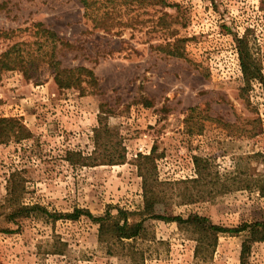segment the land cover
Masks as SVG:
<instances>
[{
  "label": "rangeland",
  "instance_id": "374dc122",
  "mask_svg": "<svg viewBox=\"0 0 264 264\" xmlns=\"http://www.w3.org/2000/svg\"><path fill=\"white\" fill-rule=\"evenodd\" d=\"M165 1L88 0L90 18L80 0H0V53L36 41L42 23L77 47L56 51L62 67L98 80L59 89L44 62L29 79L0 72V117L30 132L0 143V264H132L107 254L88 216L63 215L139 213L142 175L164 217L264 221V83H246L239 56L247 45L264 78V0ZM176 39L183 57L166 52ZM35 205L61 216L21 210ZM145 227L144 264H242L244 234L220 233L196 256L188 228ZM246 264H264V241Z\"/></svg>",
  "mask_w": 264,
  "mask_h": 264
},
{
  "label": "trees",
  "instance_id": "16d2710c",
  "mask_svg": "<svg viewBox=\"0 0 264 264\" xmlns=\"http://www.w3.org/2000/svg\"><path fill=\"white\" fill-rule=\"evenodd\" d=\"M85 8L86 17L91 18L88 12V0H80ZM164 5L168 3L163 0ZM93 18V17H92ZM95 22V19H93ZM99 26V23H94ZM36 35L39 37L34 42H18L10 46L6 51L0 53V72L13 69L21 70L26 78H30L29 72L36 70L42 62L50 65L54 72V81L59 89L80 88L83 83L92 86L98 85L96 74L92 68L86 66L77 67H62V62L57 59L56 51L62 48L76 49L75 45L62 39L55 31L43 26L42 23L34 25ZM105 31H110L109 27H102ZM117 34H120L117 32ZM185 39H176L173 43H169L166 52L170 56L183 57L184 51L180 47ZM242 43L241 41H238ZM36 46V48H33ZM49 47V48H48ZM246 51L240 49V63L242 73L248 85L252 82L264 83V78L261 74L258 58L255 53L249 51L248 46L244 45ZM38 50H41L38 52ZM26 139L30 137V132L24 127L17 118L0 117V143H5L11 138ZM199 159L196 157V162ZM144 188V206L139 212H130L124 209H117V214L108 210L103 216L94 217L89 211L76 209L73 213L63 215L64 218L78 219L81 215L88 216L93 222L99 225L98 240L105 245L107 254L121 255L130 260L132 264H144L145 255L137 249L135 241L141 238L145 233V222L148 219H162L176 222L180 227L188 228L196 237L199 245L196 249V256L205 254V244H208L212 250L217 244L218 235L220 233H230L235 235H245L242 242L241 261L246 264V257L251 251V246L255 242L264 241V221L255 223H243L238 227L229 228L214 224L208 218L200 215H189L186 219L182 216L164 217L157 214L155 211L156 199L152 194V190L148 187L147 177L143 176ZM264 196V191H262ZM23 212H36L43 216L58 220L61 215L49 213L45 208L35 205L32 207H22ZM133 215L141 216L140 220L130 222V217ZM208 240L206 243L205 241ZM66 246L65 243L62 244ZM62 254V253H60Z\"/></svg>",
  "mask_w": 264,
  "mask_h": 264
}]
</instances>
